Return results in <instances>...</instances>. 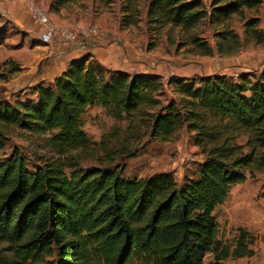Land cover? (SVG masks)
<instances>
[{
	"label": "trees",
	"instance_id": "trees-1",
	"mask_svg": "<svg viewBox=\"0 0 264 264\" xmlns=\"http://www.w3.org/2000/svg\"><path fill=\"white\" fill-rule=\"evenodd\" d=\"M134 1L123 6L125 13ZM260 2L211 0L208 11L200 0H148L146 16L187 32ZM130 23L121 17V25ZM247 24L258 37L257 21ZM190 41L211 54L206 41L194 35ZM165 84L185 97L184 104H161V75L110 70L85 54L51 81L32 85L31 98L0 99V241L12 252L0 264H202L207 253L220 264L252 254L244 231L233 248L216 238L213 212L245 179L253 159L233 156L232 145L218 146V136L203 122L240 126L264 147V69L238 78L170 75ZM93 106L116 122L128 119L127 126L113 125L110 137L93 142L83 129ZM183 125L196 131V143L207 153L196 177L180 183L166 172L127 178L123 168L111 167L118 154L130 153L139 131L169 141ZM12 137L26 145H12L6 154ZM96 145L98 165L82 167ZM258 162L264 167V154Z\"/></svg>",
	"mask_w": 264,
	"mask_h": 264
},
{
	"label": "rangeland",
	"instance_id": "rangeland-1",
	"mask_svg": "<svg viewBox=\"0 0 264 264\" xmlns=\"http://www.w3.org/2000/svg\"><path fill=\"white\" fill-rule=\"evenodd\" d=\"M33 1L59 26L77 27L98 22L116 31L127 29L130 44L136 51L147 54L151 62L149 69L162 77L164 92L158 97L162 105L169 99L185 102L183 95L165 84L170 75L199 78L220 74L238 78L240 74L259 73L264 69V0L257 7L245 8L242 13L227 19H205L187 32L167 23L150 21L146 16L148 0H133L135 6H131L127 13L123 6L128 0ZM200 1L210 11L211 0ZM121 17H127L131 23L121 25ZM250 19L257 21L258 37L249 32L247 21ZM28 34L13 21L0 16V99L11 103L16 99L31 98L29 89L32 85L25 84L22 73L33 68L45 50L36 36L31 41L27 39ZM193 35L207 42L211 54L203 55L196 49L190 41ZM43 62L40 60L38 65L42 66ZM127 124L128 119L116 122L101 107L93 106L86 112L83 129L93 142L98 143L111 136L113 125L125 128ZM203 124V129L218 136V146L232 145L233 156L249 154L253 159L245 179L231 187L213 212L218 223L216 238L233 248L244 231L252 254L227 257L220 264H264V167L258 162L259 156L264 154V147L256 145L252 133L240 126L226 127L214 119ZM12 145L25 147L26 142L12 137L5 142L3 151L9 154ZM111 145L118 143L113 141ZM130 146V153L118 154L111 164V167L123 168L122 175L127 178L166 172L180 183L184 178L196 177L198 166L207 155L196 143V131L189 130L186 125L181 126L169 141L155 140L148 133L139 131ZM93 151L81 161L82 167L98 165L100 150L97 145ZM7 248L8 244L0 241L1 258L12 257ZM213 262V255L207 253L202 264Z\"/></svg>",
	"mask_w": 264,
	"mask_h": 264
},
{
	"label": "crops",
	"instance_id": "crops-1",
	"mask_svg": "<svg viewBox=\"0 0 264 264\" xmlns=\"http://www.w3.org/2000/svg\"><path fill=\"white\" fill-rule=\"evenodd\" d=\"M0 16L13 21L28 32L27 39L30 41L34 39V36L37 37L39 26L31 20L26 0H0ZM95 24L99 25V33L95 38L77 42L56 38L49 44L41 43L45 50L41 53L40 60L44 62L42 66H39V60L34 67L32 66L33 68L22 73L25 84L34 85L39 81L49 82L63 71L71 60L78 59L85 54H89L91 58L110 70L159 74L149 69L151 62L147 54L136 51L130 44L126 36L127 29L116 31L104 24L98 22Z\"/></svg>",
	"mask_w": 264,
	"mask_h": 264
},
{
	"label": "built area",
	"instance_id": "built-area-1",
	"mask_svg": "<svg viewBox=\"0 0 264 264\" xmlns=\"http://www.w3.org/2000/svg\"><path fill=\"white\" fill-rule=\"evenodd\" d=\"M27 1V10L33 23L39 26L37 38L41 43L49 44L58 38L67 41H80L96 37L99 33L97 24L83 26H59L55 24L49 15L39 8L33 0Z\"/></svg>",
	"mask_w": 264,
	"mask_h": 264
}]
</instances>
